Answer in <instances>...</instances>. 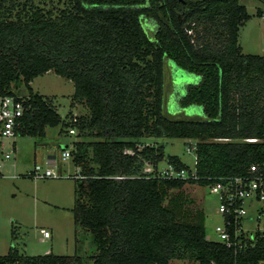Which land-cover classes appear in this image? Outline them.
<instances>
[{
    "label": "trees",
    "instance_id": "1",
    "mask_svg": "<svg viewBox=\"0 0 264 264\" xmlns=\"http://www.w3.org/2000/svg\"><path fill=\"white\" fill-rule=\"evenodd\" d=\"M19 1L0 0V99H24L17 135L44 137L47 128L60 127L93 139L74 142L71 159L83 176L76 179L74 225L90 234L95 253L34 256L10 249L0 264H169L187 256L200 264H264V237L234 254L206 239L203 212L192 217L183 195L169 194L244 176L251 165L264 173V56L242 53L239 31L251 19L245 6L69 0L47 10ZM165 59L199 77L176 103L200 107L205 120L164 115ZM50 71L74 84L71 99L87 116L66 122L52 101L33 92V79ZM21 83L25 96L12 90ZM146 138L196 141L197 180L146 178L145 161L188 168Z\"/></svg>",
    "mask_w": 264,
    "mask_h": 264
},
{
    "label": "rangeland",
    "instance_id": "2",
    "mask_svg": "<svg viewBox=\"0 0 264 264\" xmlns=\"http://www.w3.org/2000/svg\"><path fill=\"white\" fill-rule=\"evenodd\" d=\"M32 2L35 6L47 10L63 9L69 0H21L18 3ZM245 6L251 19L239 31V45L246 55L264 56V18L257 11L264 9L260 0H239ZM152 36L151 34H149ZM199 77L178 68L173 61L164 60V107L163 113L172 120H205L202 109L191 106L178 107L176 101L184 95L188 85H196ZM35 94L56 106L62 119L87 116L88 109L73 102L74 84L50 71L38 76L31 82ZM17 95H27L24 84L12 88ZM74 108V109H72ZM69 128H47L44 137L16 135L3 140L4 150L15 148V154L2 163L0 176V256H5L10 249L19 254L70 256L74 254L92 255L95 253L90 243V234L74 225L72 209L75 201V177L77 167L71 157L61 159L63 150H72L74 142L93 141L92 138L79 137L68 133ZM148 144L161 145L165 157L177 156L189 169H194L195 153H188L186 147L190 140L168 138H146ZM54 157V159H52ZM35 165L44 171L47 168L57 171L60 178L37 179L28 176ZM160 163L159 168H165ZM170 196L182 194L188 214L195 216L204 213L206 239L216 241L215 227L221 223L218 213V200L209 188L197 184H186L181 190H171ZM264 211V204L257 205ZM245 228L252 234L259 229L264 231V215L257 221L253 209H247ZM47 233V235H46ZM49 251V252H48ZM48 252V253H47ZM169 264H200L189 256L172 259Z\"/></svg>",
    "mask_w": 264,
    "mask_h": 264
},
{
    "label": "built area",
    "instance_id": "3",
    "mask_svg": "<svg viewBox=\"0 0 264 264\" xmlns=\"http://www.w3.org/2000/svg\"><path fill=\"white\" fill-rule=\"evenodd\" d=\"M23 103L24 99L20 96H5L0 99V176L3 175L1 173L3 161L11 159L15 152L12 147L5 151L3 140L14 138L17 135L18 121L25 108ZM76 120V116H74L72 122H76ZM68 133L75 134V129L69 128ZM247 141L254 142L253 139ZM196 146L197 142L190 140L186 147L187 152L195 153ZM125 153L133 154L131 150H126ZM70 157L71 151L63 150L61 159L65 160ZM194 162L196 165V156ZM165 163L166 167L161 169L159 166L154 167L149 161H145L143 169L145 177L161 180H197L195 165L194 169H189ZM260 169L259 165H251L248 173L244 176L221 178L205 186L218 200L221 223L215 227L218 237L216 242L221 243L226 249L232 250L234 254H238L239 251L246 248L249 242L254 245L258 237H264V231L256 229L250 234L245 228L247 209L255 210L258 222L264 215V211L257 206L264 204V173ZM77 170L78 174L75 179L83 178L79 167ZM28 176L37 179L60 178L57 171L50 168L41 171L38 165L33 167ZM122 178L125 177H115V179Z\"/></svg>",
    "mask_w": 264,
    "mask_h": 264
},
{
    "label": "crops",
    "instance_id": "4",
    "mask_svg": "<svg viewBox=\"0 0 264 264\" xmlns=\"http://www.w3.org/2000/svg\"><path fill=\"white\" fill-rule=\"evenodd\" d=\"M260 2H263L264 3V0H260ZM259 11V12H258ZM257 12H258V14H260V17L263 19L264 18V9H260L259 8V10H258ZM257 14V15H258ZM31 85V84H30ZM72 109H74V108H72ZM58 112V111H57ZM4 147H5V145H4ZM13 149H14V151H15V148H14V145H13ZM14 154H15V152H14ZM52 159H54V157H52ZM49 252V251H48ZM47 252V253H48Z\"/></svg>",
    "mask_w": 264,
    "mask_h": 264
},
{
    "label": "water",
    "instance_id": "5",
    "mask_svg": "<svg viewBox=\"0 0 264 264\" xmlns=\"http://www.w3.org/2000/svg\"><path fill=\"white\" fill-rule=\"evenodd\" d=\"M178 2H179V5H180V6H183V4H184V0H178Z\"/></svg>",
    "mask_w": 264,
    "mask_h": 264
}]
</instances>
